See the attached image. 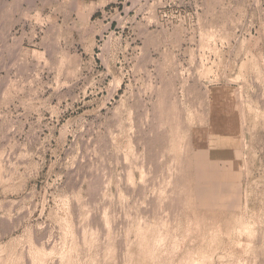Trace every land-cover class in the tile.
<instances>
[{
	"label": "rangeland",
	"instance_id": "374dc122",
	"mask_svg": "<svg viewBox=\"0 0 264 264\" xmlns=\"http://www.w3.org/2000/svg\"><path fill=\"white\" fill-rule=\"evenodd\" d=\"M0 264H264V0H0Z\"/></svg>",
	"mask_w": 264,
	"mask_h": 264
}]
</instances>
